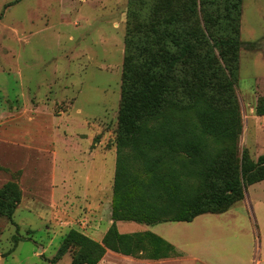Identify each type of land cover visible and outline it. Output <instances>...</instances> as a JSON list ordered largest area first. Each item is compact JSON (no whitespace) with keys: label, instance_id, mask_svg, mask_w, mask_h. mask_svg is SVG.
Instances as JSON below:
<instances>
[{"label":"rangeland","instance_id":"rangeland-1","mask_svg":"<svg viewBox=\"0 0 264 264\" xmlns=\"http://www.w3.org/2000/svg\"><path fill=\"white\" fill-rule=\"evenodd\" d=\"M130 1L0 0V188L14 181L22 192L12 221L0 216V264H48L71 229L97 241L112 223ZM239 30L237 145L240 158L257 161L264 0H243ZM117 226L177 246L178 257L149 264H264V181L228 211L193 223ZM123 258L109 253L100 264H128Z\"/></svg>","mask_w":264,"mask_h":264},{"label":"trees","instance_id":"trees-1","mask_svg":"<svg viewBox=\"0 0 264 264\" xmlns=\"http://www.w3.org/2000/svg\"><path fill=\"white\" fill-rule=\"evenodd\" d=\"M242 2L130 1L112 223L101 242L71 229L48 264L68 253L72 264H100L107 251L178 257V248L161 236L121 233L117 223H191L228 211L243 201L246 187L264 181V154L257 161L240 158L237 145ZM256 113L264 116V97ZM21 198L14 181L0 188V216L12 221Z\"/></svg>","mask_w":264,"mask_h":264},{"label":"crops","instance_id":"crops-1","mask_svg":"<svg viewBox=\"0 0 264 264\" xmlns=\"http://www.w3.org/2000/svg\"><path fill=\"white\" fill-rule=\"evenodd\" d=\"M248 195H249V193H247V195H246V197H248ZM111 202H112V199H111ZM110 209H111V206H110ZM111 211V210H110ZM200 217V216H199ZM198 219V217L194 220V221H196ZM193 221V222H194ZM193 222H191V223H193ZM184 223H187V222H184ZM140 232H144V231H140ZM106 233V232H105ZM131 233H133V232H131ZM156 234V233H155ZM166 234H169V232H166ZM105 235V234H104ZM104 235L99 239V240H97V241H99V242H101L102 241V239H103V237H104ZM158 235V234H157ZM170 235V234H169ZM160 236V235H159ZM162 237V236H161ZM163 238V237H162ZM168 238V237H167ZM166 240V239H165ZM170 240V239H169ZM169 242V241H168ZM172 244V243H171ZM175 246V245H174ZM176 248H177V246H175ZM109 253H113V252H111V251H107V253H106V255H105V257L103 258V260L101 261V263L106 259V257L109 255ZM122 257H124L123 259H124V261L126 262V263H128V264H149L151 261H155V262H162V261H164V260H171V259H174L173 257H171V258H166V259H160V260H150V259H147V258H135V257H131V256H123L122 255Z\"/></svg>","mask_w":264,"mask_h":264}]
</instances>
